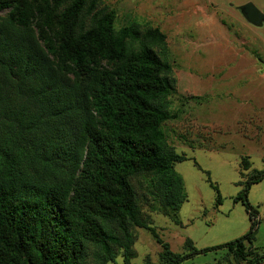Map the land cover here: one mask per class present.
Instances as JSON below:
<instances>
[{
	"label": "trees",
	"instance_id": "trees-1",
	"mask_svg": "<svg viewBox=\"0 0 264 264\" xmlns=\"http://www.w3.org/2000/svg\"><path fill=\"white\" fill-rule=\"evenodd\" d=\"M115 16L99 0H0V264H84L89 245L100 263L117 247L129 264L132 225L161 243L159 264L222 248L244 259L257 232L247 191L264 169L234 197L250 226L233 241L175 253L140 219L131 178L152 173L176 212L186 156L162 129L176 83L165 34L116 29Z\"/></svg>",
	"mask_w": 264,
	"mask_h": 264
},
{
	"label": "rangeland",
	"instance_id": "rangeland-1",
	"mask_svg": "<svg viewBox=\"0 0 264 264\" xmlns=\"http://www.w3.org/2000/svg\"><path fill=\"white\" fill-rule=\"evenodd\" d=\"M247 2L264 13V0H99L115 11L116 29L135 21L166 36L160 54L176 83L167 97L174 117L162 129L172 149L186 156L174 163L186 197L175 212L164 205L152 173L130 181L140 219L175 253L233 241L249 230L248 213L234 197L264 169V22L245 19L239 7ZM247 201L257 211V232L245 243L244 259L222 248L182 264H264V178L251 184ZM130 232L129 264H159L161 243L147 228L132 225ZM98 255L89 245L84 264H126L121 248L103 263Z\"/></svg>",
	"mask_w": 264,
	"mask_h": 264
},
{
	"label": "water",
	"instance_id": "water-1",
	"mask_svg": "<svg viewBox=\"0 0 264 264\" xmlns=\"http://www.w3.org/2000/svg\"><path fill=\"white\" fill-rule=\"evenodd\" d=\"M239 9L249 23L260 25L264 22V13L258 10L251 2L244 3Z\"/></svg>",
	"mask_w": 264,
	"mask_h": 264
}]
</instances>
